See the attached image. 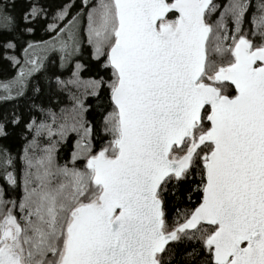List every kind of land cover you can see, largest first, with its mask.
Masks as SVG:
<instances>
[{
	"label": "snow or ice",
	"instance_id": "1",
	"mask_svg": "<svg viewBox=\"0 0 264 264\" xmlns=\"http://www.w3.org/2000/svg\"><path fill=\"white\" fill-rule=\"evenodd\" d=\"M0 264H264V0H0Z\"/></svg>",
	"mask_w": 264,
	"mask_h": 264
},
{
	"label": "trees",
	"instance_id": "2",
	"mask_svg": "<svg viewBox=\"0 0 264 264\" xmlns=\"http://www.w3.org/2000/svg\"><path fill=\"white\" fill-rule=\"evenodd\" d=\"M77 2H79V0H77ZM11 143L13 144V146L16 145V139H15V137H13V140L11 141ZM65 155H67V153H65Z\"/></svg>",
	"mask_w": 264,
	"mask_h": 264
}]
</instances>
